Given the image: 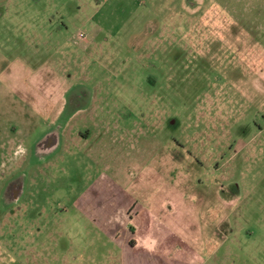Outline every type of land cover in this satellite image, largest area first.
<instances>
[{
  "label": "rangeland",
  "instance_id": "374dc122",
  "mask_svg": "<svg viewBox=\"0 0 264 264\" xmlns=\"http://www.w3.org/2000/svg\"><path fill=\"white\" fill-rule=\"evenodd\" d=\"M0 264H264V0H0Z\"/></svg>",
  "mask_w": 264,
  "mask_h": 264
},
{
  "label": "flooded vegetation",
  "instance_id": "af4514ba",
  "mask_svg": "<svg viewBox=\"0 0 264 264\" xmlns=\"http://www.w3.org/2000/svg\"><path fill=\"white\" fill-rule=\"evenodd\" d=\"M65 111H67L66 106L64 107V112ZM73 115L74 114L72 112L71 116L69 118L67 117V119L60 118V120L57 121L53 120L54 122L51 124L48 122L49 124H47V131L45 132L46 133L45 137L54 135L56 138L52 144L45 142V140L43 139L41 141H38L35 147V151L37 153L44 151L51 152L52 150L57 148L59 144L57 143V140H61V136L63 135L64 130L68 133L67 140L69 143L66 148L69 150L75 147L77 140L86 139L87 138L86 133H83L81 130L79 131V129H75L76 124L74 123V121H72L74 119ZM22 191H23L22 185L20 186L19 184L8 183V185H6L1 192L2 194L1 199L3 198V200L7 199L8 201L9 200L18 201L20 199V196L22 195Z\"/></svg>",
  "mask_w": 264,
  "mask_h": 264
},
{
  "label": "water",
  "instance_id": "95a60500",
  "mask_svg": "<svg viewBox=\"0 0 264 264\" xmlns=\"http://www.w3.org/2000/svg\"><path fill=\"white\" fill-rule=\"evenodd\" d=\"M55 136L54 135H51V136H47L45 137L43 140H45V142L49 143V144H52L55 140Z\"/></svg>",
  "mask_w": 264,
  "mask_h": 264
},
{
  "label": "crops",
  "instance_id": "0c3cea01",
  "mask_svg": "<svg viewBox=\"0 0 264 264\" xmlns=\"http://www.w3.org/2000/svg\"><path fill=\"white\" fill-rule=\"evenodd\" d=\"M128 220H129L128 222L132 221V220H130L129 218H128ZM127 243H129V242H127ZM133 243H134L133 241H130L129 244H131L132 247H134V248L137 247L138 244H137V245H133ZM147 244H148V243H146V245H147ZM138 248H140V247H138Z\"/></svg>",
  "mask_w": 264,
  "mask_h": 264
}]
</instances>
